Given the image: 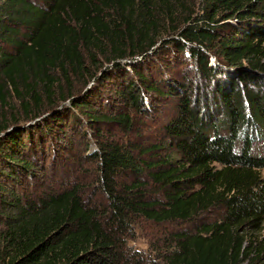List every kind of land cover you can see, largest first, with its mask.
<instances>
[{
  "label": "trees",
  "instance_id": "trees-1",
  "mask_svg": "<svg viewBox=\"0 0 264 264\" xmlns=\"http://www.w3.org/2000/svg\"><path fill=\"white\" fill-rule=\"evenodd\" d=\"M0 2L15 47L0 52V264H145L130 243L136 219L189 222L213 209L218 219L171 235L159 264H264V0ZM100 61L111 64L104 77ZM75 78L104 86L82 96ZM108 78L113 93L99 98ZM13 93L23 113L8 118ZM157 98L175 103L172 151L154 162L144 155L165 141L100 142L91 159L103 208L81 183L31 190L48 159L54 173L64 165L56 143L67 130L86 120L98 134L129 131L130 112ZM143 173L164 199L147 195Z\"/></svg>",
  "mask_w": 264,
  "mask_h": 264
},
{
  "label": "rangeland",
  "instance_id": "rangeland-1",
  "mask_svg": "<svg viewBox=\"0 0 264 264\" xmlns=\"http://www.w3.org/2000/svg\"><path fill=\"white\" fill-rule=\"evenodd\" d=\"M5 33H7V35H5ZM4 36H10L9 32H3V30L1 31L0 29V52L1 50L14 52L15 47L12 46V44H10L6 39H4ZM100 64L103 65V71H98L97 77H104L106 76L105 71H110L109 65L111 64L103 61H100ZM156 70L161 71L162 68L157 65ZM56 74L59 76V72H56ZM83 82V79L75 78L74 92H82L81 95L86 97H89L90 94L96 92V89H100L102 88V86H104L97 85L98 81L95 80V78L89 79L85 84V87L83 85ZM114 82L115 80H113V78L106 79L105 85H107V87H104L106 90L104 91V93L99 92L97 94L99 95L98 97L102 98L103 96H110L111 93H113V87L115 86ZM94 98L95 100L102 101V99H97V96H94ZM65 102V104L70 103L69 100ZM103 103L104 104L102 105V110L108 112H113L112 110H114V112H116L117 109L115 110V108L106 105L105 100H103ZM113 103L120 104L119 102L116 103V101H113ZM155 103V108L148 110L149 113H137L135 111L130 112L132 115H134L135 125L133 129L129 131L119 125L105 124L101 125L103 133L98 134L99 131H96L86 120L83 121L82 131L74 132V136L71 131L67 130L68 136L67 138L65 137L63 143L65 146L61 144L62 142L56 143L55 141L56 145L58 144L60 151L64 153V165L59 167L58 173H54L52 168L49 167L50 159H48V166L45 173L41 175V178L37 185L31 186V190L33 191L37 187H39L43 191L47 188H63L68 184L70 185V183H81L83 186H85V188L83 189L85 200L103 208V206L106 205V201L104 196L101 194L100 187L98 186L97 163L91 159V154L99 150L100 142H104L107 139L109 141L116 139L117 141H119V143H123L125 145L132 143V145L134 146H150L151 143L161 144V141H165L163 145L165 146V148L162 146L161 149L153 150L144 155V157L154 162L163 159V157H165L167 153H170V151H172L171 145L169 144V142H171V139H169L165 131V125L176 113L175 103L173 100L165 101L158 98L155 100ZM8 104L9 106L6 110L8 112V118H11L12 114L23 113V111H20L21 108L19 107V99L16 93H13L12 95L8 94ZM61 104L63 106V103ZM61 109L63 108L60 107L57 110L60 111ZM49 145L50 144H48L47 147H49ZM68 162L70 163L69 166H67ZM143 175L144 176L142 177V180L147 183V186H145V192L147 193V195H149L150 197H159L161 199H164L163 193L160 192L158 185L154 184L152 178L147 174L143 173ZM133 179V175L126 173L121 175L119 181L130 183V180ZM38 192L40 191L37 190V193ZM219 215L220 212L217 209H213L201 214L199 217L189 222L177 221L156 223L145 220L144 218H138L134 222L133 240L130 243L140 251L141 256H143L145 259V264H159L162 263L161 259L159 258V254L166 247V243L171 242V235L173 233L179 231L195 232V230L201 224H203L204 222L214 221L219 218ZM260 233V235L264 236V230Z\"/></svg>",
  "mask_w": 264,
  "mask_h": 264
}]
</instances>
